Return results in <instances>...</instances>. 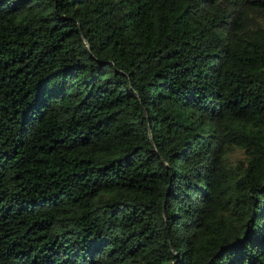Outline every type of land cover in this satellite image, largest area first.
<instances>
[{"label": "trees", "instance_id": "1", "mask_svg": "<svg viewBox=\"0 0 264 264\" xmlns=\"http://www.w3.org/2000/svg\"><path fill=\"white\" fill-rule=\"evenodd\" d=\"M0 264H264V0H0Z\"/></svg>", "mask_w": 264, "mask_h": 264}]
</instances>
